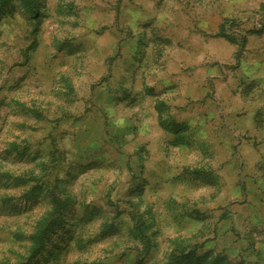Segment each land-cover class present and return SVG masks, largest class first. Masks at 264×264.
<instances>
[{
    "label": "rangeland",
    "instance_id": "obj_1",
    "mask_svg": "<svg viewBox=\"0 0 264 264\" xmlns=\"http://www.w3.org/2000/svg\"><path fill=\"white\" fill-rule=\"evenodd\" d=\"M134 1L0 0V264H165L173 251L182 264H264V68L249 69L248 47L264 43V2L189 0L218 2L235 38L208 46L206 95L189 102L215 112L213 126L190 134L186 159L156 166L146 159L180 155L146 148L158 125L139 65L171 54ZM179 1L176 24L195 23ZM211 23L202 33L214 44ZM140 163L146 177L167 166L159 192L132 191ZM183 166L198 186L173 192Z\"/></svg>",
    "mask_w": 264,
    "mask_h": 264
},
{
    "label": "crops",
    "instance_id": "obj_2",
    "mask_svg": "<svg viewBox=\"0 0 264 264\" xmlns=\"http://www.w3.org/2000/svg\"><path fill=\"white\" fill-rule=\"evenodd\" d=\"M261 1L264 2V0ZM184 2L190 9L187 13L188 16L189 14L191 16L196 15L195 23H181L179 26L176 24L179 23L181 16L179 5L182 2L179 0H135L134 5L136 6L131 11L134 19L142 22V25L145 23V20H152L154 22V25L159 29L157 37L169 40V44H163L158 47L163 48V51L160 52L171 54L169 57L163 55L157 61L149 59L139 65L140 72L138 75L140 81L138 84L142 85L145 95L153 96L154 98L153 110L155 112V121L158 125L155 140H147L146 148L149 150L152 148L151 145L153 143H157L162 150L173 148L179 151L180 155V157L176 156V159H174L172 156L168 155V157L166 155L167 152H162L158 156V161H154L152 156L148 157V160L146 159V163L149 162L150 165L154 164L159 166L163 163L168 164V161L173 163L175 160V163H177V161L186 159L188 157V149L195 147V142L190 138V134L197 133L202 128L205 130L213 126L211 118L215 116V112L210 114L209 111L205 110V105H200V107H197L199 106L197 105L195 110L190 111L189 102L190 100H203L206 95L204 91L207 85L205 78L211 73L207 71L203 63L208 46L211 47V50L217 51V53L220 47L228 49L232 47V44L229 42L230 40L220 34L222 29L220 23L223 19L220 15L224 14L216 12L217 8L215 6L218 5V2L209 4L211 7L206 10L204 9L203 3L196 4L195 9H193V2H189V0H184ZM211 21L210 30L213 34L215 33L216 36L214 37L217 39L214 44L212 38L206 39L204 38V33H202L207 28L208 22ZM216 22L217 24L214 26ZM190 27L195 30L191 31ZM214 27L216 28L214 29ZM218 28L220 30L216 32ZM141 29L139 30L141 39L144 36L151 37L149 30L145 28ZM249 32L252 31L250 30ZM248 34L247 39L252 42L251 37H253V34ZM188 38H191V40L188 41ZM248 47H251V52L258 53L254 56L255 60L250 63L249 69L251 71L259 69L256 76L262 77L260 70L264 68V65L256 57L260 53H264V43L261 41L256 46L249 44ZM252 47L255 48L252 49ZM190 67L191 69L193 67L196 68L197 72L191 70ZM156 69L157 71H155ZM239 70L241 74L242 71L246 74V68ZM248 75L253 76L252 72ZM151 85H155L154 88ZM198 90H201L200 93H198ZM212 98L217 99L215 96ZM186 161H183L182 164L187 165ZM160 169V172L155 173V175L158 174L157 177H152L151 175L154 172L152 167H150L148 177H146L144 176L145 170L141 167L140 163L138 168L140 176L135 180L132 191L145 192L146 185L150 184V189L147 192H159L157 191L155 181L159 178L161 179L163 173L164 176H168L167 166H164V168L161 167ZM192 176L193 178H190ZM170 177L169 182L174 183L173 192H186L190 188L195 189L198 186V178H201L195 169H189L185 166L181 168L180 173L172 174ZM166 179L168 178L166 177ZM189 181H193L192 184ZM182 187L186 190H183Z\"/></svg>",
    "mask_w": 264,
    "mask_h": 264
},
{
    "label": "trees",
    "instance_id": "obj_3",
    "mask_svg": "<svg viewBox=\"0 0 264 264\" xmlns=\"http://www.w3.org/2000/svg\"><path fill=\"white\" fill-rule=\"evenodd\" d=\"M29 5V8L31 10H34V8H36V4H34L33 2H29L28 3ZM220 34L224 37H226L228 40H231L233 41L235 37L233 36H230L226 33L223 32V29H221V32ZM173 129V127H172ZM196 173L198 174V171L195 170ZM42 236H43V231L40 230L37 235L35 236L36 237V245L40 246L43 244L42 242ZM186 256H183V255H178L175 251H173L170 255H169V258H168V261L165 263V264H182V260L185 258Z\"/></svg>",
    "mask_w": 264,
    "mask_h": 264
}]
</instances>
